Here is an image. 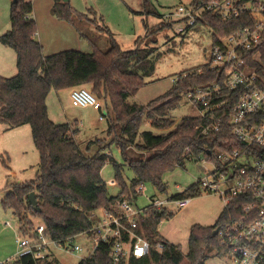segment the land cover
I'll return each instance as SVG.
<instances>
[{
	"label": "trees",
	"instance_id": "16d2710c",
	"mask_svg": "<svg viewBox=\"0 0 264 264\" xmlns=\"http://www.w3.org/2000/svg\"><path fill=\"white\" fill-rule=\"evenodd\" d=\"M143 1L148 4L150 0ZM51 11L56 18L71 23L75 18L86 17V14L77 12L69 1L54 0ZM33 14L32 1L13 0L11 27L0 35V42L16 51L18 68V73L13 77L0 76V122L8 129L30 124L34 144L40 154V170L36 179L12 184L3 200L4 207H11L21 217L24 234L35 229L31 215L45 224L46 233L52 239L69 241L91 228L90 216L93 212L111 208L125 196L136 201V190L145 183L167 192L164 182L166 173L185 166L187 160L202 157L214 160L213 151L220 146L221 140H235L227 125L228 118L225 119L223 132L201 135L197 126L205 123V118L185 116L174 126L175 121L169 114L187 91L213 83L223 85L225 73L210 67L216 38L218 35H229L251 23L248 16L224 22L215 14H203L185 32L199 24L211 28L213 40L207 62L179 73L180 79L169 90L143 105L129 101L130 95L145 85L144 76L139 70L151 67L149 58L155 52L154 48L142 47L143 38H139L136 48L130 50L122 49L112 37V46L106 51L94 45L92 52L66 49L45 55L42 43L36 38L38 25ZM260 48L263 49L261 56L264 60V39ZM184 73L186 77L182 76ZM85 85L91 86V92L96 97H109L114 113L108 127L111 140H100L99 149L93 155H86L80 149L75 139L76 130L71 123H56L50 118L47 105L48 95L53 89H73ZM239 97L238 91L221 89L215 93L211 104L223 100L228 103L225 108H217L208 114L231 112ZM145 118L158 128H174L166 134L146 130L141 132V139L138 140L140 126ZM97 141H91L88 148ZM112 143L119 147L123 163L117 162L112 154L107 153ZM132 147L148 156L131 157ZM187 148L191 153L186 152ZM107 161L114 165L115 180L122 187L116 196H110L102 177ZM126 165L135 171L130 189L122 174ZM32 192L36 194V205L32 204L29 197ZM202 194L197 181L175 197L192 199ZM232 210V207H225L212 226L194 225L189 236L188 253L184 254L180 244L168 242L158 230L162 220L173 213L167 208H151L139 221L143 234L154 247L148 255L142 258L131 255L121 264H207L212 256H223L226 251L219 234H214V231L231 220L234 214ZM158 242L164 244L162 250L156 247ZM56 262L54 258L39 262L26 255L17 264ZM77 264H112L111 248L101 245L93 255L82 258Z\"/></svg>",
	"mask_w": 264,
	"mask_h": 264
},
{
	"label": "rangeland",
	"instance_id": "374dc122",
	"mask_svg": "<svg viewBox=\"0 0 264 264\" xmlns=\"http://www.w3.org/2000/svg\"><path fill=\"white\" fill-rule=\"evenodd\" d=\"M29 1H32L34 14H39V18L54 4V0ZM191 1L150 0L147 4L143 0H69L71 6L77 12L86 14V17L75 18L73 23L61 20L68 22L78 34L77 47L68 49L92 52L97 47L106 51L111 48V39L114 37L122 49L130 50L136 48L139 38H143L142 47L154 48L155 52L149 58L151 67L139 70L144 76L145 85L135 94L130 95L129 101L146 105L169 90L179 73L207 62L213 40L211 28L206 24H199L181 34L178 28L183 25V21L164 18V15L173 12L180 5H188ZM12 2L13 0H0V35L11 27ZM38 22L44 24L42 19L37 20V25ZM61 48L63 49L60 51L65 50L67 45ZM17 73L16 51L0 42V76L13 77ZM82 87L92 91L90 85ZM71 92L72 88H64L53 89L49 93L47 98L49 116L56 123H71L72 128L76 130L75 139L80 149L86 155H93L99 149L100 140L107 142L111 140L108 127L114 113L110 99L106 95L97 96L102 105L100 111L93 107L73 105ZM101 115L104 116L103 120L100 118ZM199 115V109L191 104L185 93L169 114L175 121L174 126L185 116ZM174 126L158 128L151 124L150 119L145 118L140 126L138 140L141 139L143 131L166 134ZM96 140L99 142L88 148V144ZM107 153L112 154L117 162H124L120 149L115 143L107 148ZM130 156L146 158L148 155L132 147ZM213 167L214 164L210 160H187L185 166L177 167L164 175L167 192H161L153 184L145 183L144 192L138 194L136 203L139 207H145L151 203L152 196L166 198L183 192L199 179L205 178ZM39 170L40 154L34 144L31 125L24 124L8 129L0 122V264L6 263L15 256L19 238L31 234L22 232L21 217L15 214L11 207H4V197L12 184L36 179ZM122 174L127 188L130 189L135 171L126 165ZM102 177L107 183L110 196L120 194L122 187L115 180V168L110 161H107L103 168ZM110 181L114 183L110 184ZM168 207L173 215L163 219L158 230L165 240L180 244L184 254H187L192 227L214 225L226 205L220 194L214 191L203 192L201 196L192 198L186 208H179L176 203H170ZM97 212L101 214L102 210L99 209ZM30 219L34 222V228L41 223L31 215ZM31 231L33 232L34 229ZM75 242L81 244L85 251L73 253L57 250L54 259L61 264H77L87 255L86 249L91 243L84 236H78ZM207 264H225V259L220 255L212 256Z\"/></svg>",
	"mask_w": 264,
	"mask_h": 264
},
{
	"label": "built area",
	"instance_id": "2783aa9c",
	"mask_svg": "<svg viewBox=\"0 0 264 264\" xmlns=\"http://www.w3.org/2000/svg\"><path fill=\"white\" fill-rule=\"evenodd\" d=\"M205 13L215 14L224 22L248 16L251 23L216 38L210 67L225 73L223 85L213 83L186 92L191 104L199 109V116L207 120L197 126L201 135L223 132L228 118L227 125L235 137L233 141H220V146L213 151L214 160H210L214 164L213 169L198 182L202 192L217 191L226 207H232L234 212L231 220L218 232L226 246L225 264H264V60L261 56L263 49H259L264 39V0H192L188 5H180L164 15V18L183 21L178 28L179 33H183ZM179 79L177 75L173 83ZM223 88L238 91L239 99L231 112L209 115L217 108H225L228 103L223 100L211 104L215 93ZM71 98L75 106L102 108L96 95L82 86L72 89ZM100 118L104 119V116ZM186 152L191 153V150L187 148ZM201 159L208 161L206 157ZM222 185L224 188H220ZM143 187L144 184L137 188L138 194L144 192ZM191 200L175 195L166 198L152 196L149 205L139 207L136 201L125 196L111 208H102L101 214L93 212L91 228L66 242L52 239L46 233L45 224L38 223L31 234L18 239L15 256L2 264H17L26 255L39 262L51 260L57 250L83 252L85 248L75 242L78 236L86 237L91 243L83 258L93 255L101 245L111 248L112 264H121L131 255L142 258L154 246L143 234L140 218L151 208L170 210V203L186 208ZM156 247L162 250L164 244L158 242Z\"/></svg>",
	"mask_w": 264,
	"mask_h": 264
},
{
	"label": "crops",
	"instance_id": "0c3cea01",
	"mask_svg": "<svg viewBox=\"0 0 264 264\" xmlns=\"http://www.w3.org/2000/svg\"><path fill=\"white\" fill-rule=\"evenodd\" d=\"M33 15L36 21H41V19L44 21V24L38 22L39 27L36 38L42 43L45 55L59 52L60 49H63L61 48L63 45H67L65 50L71 47H77L76 45H78L79 40L77 39L78 34L76 30L71 25H68V22L54 17L51 13V7L41 18H39V14L37 13Z\"/></svg>",
	"mask_w": 264,
	"mask_h": 264
},
{
	"label": "water",
	"instance_id": "95a60500",
	"mask_svg": "<svg viewBox=\"0 0 264 264\" xmlns=\"http://www.w3.org/2000/svg\"><path fill=\"white\" fill-rule=\"evenodd\" d=\"M63 1H69V0H63ZM29 197H30V200H31L32 204L33 205H36L37 204V201H36V194H35V192L30 193ZM218 232H219V228H217L214 231V234H218Z\"/></svg>",
	"mask_w": 264,
	"mask_h": 264
}]
</instances>
